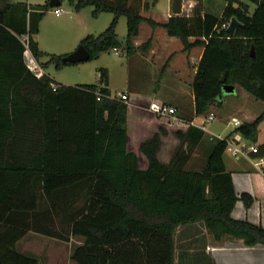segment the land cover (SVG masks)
Segmentation results:
<instances>
[{
    "label": "trees",
    "instance_id": "obj_1",
    "mask_svg": "<svg viewBox=\"0 0 264 264\" xmlns=\"http://www.w3.org/2000/svg\"><path fill=\"white\" fill-rule=\"evenodd\" d=\"M69 1L76 11L93 7L95 17L114 15L103 34L81 42L90 60L112 50L148 53L152 38L134 44L143 22L178 38L184 52L203 46L192 84L196 117L222 106L227 85L264 102V0H248L256 5L253 12L247 3L224 0L221 16L203 13L198 3L190 14L172 15L165 23L142 16L150 7L145 0ZM50 9L49 3L0 9V264H39L18 250L29 233L63 242L83 239L72 255L76 264H175L176 230L193 223H203L218 240L228 236L247 247L264 246V228L231 217L238 197L224 162L228 137L212 139L203 169L186 170L192 148L205 136L189 120L165 164L158 158L163 133L139 141L129 123L135 116L145 132L157 116L112 97L107 69L99 70L98 84L77 86L31 73L23 37L37 60L48 56L45 65H65L63 57L40 51L35 40ZM122 16L125 42L116 34ZM233 18L242 26L231 37L223 25ZM192 37L197 41L190 43ZM263 121L264 112L236 132L257 144ZM185 141L191 147L183 150ZM257 149L253 157L264 158V144ZM241 198L250 205L248 194Z\"/></svg>",
    "mask_w": 264,
    "mask_h": 264
},
{
    "label": "crops",
    "instance_id": "obj_2",
    "mask_svg": "<svg viewBox=\"0 0 264 264\" xmlns=\"http://www.w3.org/2000/svg\"><path fill=\"white\" fill-rule=\"evenodd\" d=\"M7 4L24 3L0 0V9ZM252 5L253 10L251 12L256 8L255 4ZM28 6L32 7V5ZM194 7V2L188 5V14L193 11ZM172 8L173 0H170L169 12H167L162 21H156L151 16L146 17L143 14L142 16L146 19H153L158 23H165L172 16ZM185 8L186 5L183 3V11ZM203 13L210 12L203 10ZM55 14L58 16L61 15ZM151 38L153 43L148 53L137 52L133 56H127L133 65H138L139 61H143L146 64L150 73L143 83L145 84L144 89L132 85L121 94H112V97L120 98L122 95H127L129 105L148 111H151L154 107L162 106H168L175 110L177 119L161 116L154 117L150 121V127L145 132H143L140 126L141 122L135 116H133L132 121H129V123L132 122L135 125V133L136 135H140L139 141L143 138H150L156 133H163L161 135L162 144L158 154L161 162L168 164L171 161L181 145L180 135H184L189 129V120L192 121L190 125L200 129L197 125L211 113L216 116V120L212 122L213 125L218 124L220 127L218 129L216 127L214 130L206 127L203 130L205 136L197 146L192 148L191 156L185 164L186 170L203 169L211 150L213 136H220L223 139L228 137L230 143L247 147H257L258 145L264 144V131H262L264 121L258 128L257 144L245 139L240 133L236 132L237 129L230 125L233 120H239L243 122V125L246 123L250 124L261 116H258L254 110V107L258 104V100L238 86L236 89L240 88L242 90V93L238 96L242 99L240 107L237 105V107L226 111L225 106L227 102H225L220 107L216 105L211 106L210 112L205 117L195 116L192 84L197 67L204 53L203 46H197L190 52H184L182 43L178 38L170 37L161 27L153 29L147 22H143L140 25V31L134 39V44L136 47H140ZM189 41L190 43H194L197 41V38L192 37ZM200 41H204V39H200ZM162 65H164L166 72L163 76H160L159 72ZM229 127L232 129L229 130ZM166 144H168V150L163 155V148ZM188 146L191 147L185 141L183 143V150H186ZM230 158V160L224 158V162L227 172H230L232 175V182L238 197L231 217L234 220L247 221L264 228V158H254L253 154H249L248 157L241 160ZM260 159H263L262 163H260ZM193 164H198V168H187L188 165ZM243 194L250 196L252 200L250 205H246L245 201L241 198ZM25 238L18 243V247ZM174 244L175 262L176 254L179 250L183 255L182 261L184 260L185 263L201 259L211 264H264V246L247 247L243 240L228 236H224L218 240L207 230L203 223L179 226L174 235Z\"/></svg>",
    "mask_w": 264,
    "mask_h": 264
},
{
    "label": "rangeland",
    "instance_id": "obj_3",
    "mask_svg": "<svg viewBox=\"0 0 264 264\" xmlns=\"http://www.w3.org/2000/svg\"><path fill=\"white\" fill-rule=\"evenodd\" d=\"M12 2L24 3L34 6H43L50 0H11ZM149 4V9H142L141 13L146 17L151 16L156 21H162L169 12L170 0H158L155 5V0H145ZM249 4L250 11L253 10V5L248 0H238ZM192 0H184L186 8L184 14H188V5ZM195 7L200 3L201 8L221 16L226 5L224 0H193ZM155 5V6H154ZM61 12V15H56L55 11ZM94 8L87 6L79 11H76L69 0H62V5L59 8L50 9L39 25V33L36 35L39 49L45 54L65 57L74 53L81 42L88 36L98 37L105 32L114 19L111 13H102L97 17L93 16ZM172 15V14H171ZM29 22V20H28ZM116 34L118 40L125 42L127 37V19L122 16L118 19L116 25ZM130 58L127 57L124 51L112 50L103 53L97 59L89 60L88 62L76 65H64L56 67V64L45 65L48 56L38 60L45 71L52 79L59 83L68 86L77 85H95L99 82L98 72L100 69H107L109 73V89L113 95L125 92L128 87L134 85L144 89L143 84L146 77L149 75L146 64L139 61L138 65L130 63ZM165 65V64H164ZM164 65L160 67V76L165 74ZM152 72V71H151ZM159 78V77H158ZM242 93L240 88L232 95H225L226 103L225 110L234 107H240L242 99L238 97ZM252 97V96H251ZM228 104V105H227ZM255 113L260 116L264 112V102L258 101L254 107ZM143 109V108H141ZM144 111L146 109H143ZM154 117L152 116L151 119ZM148 121V128L150 121ZM243 123V122H242ZM224 125V124H223ZM208 129L214 130L220 127L207 124ZM224 127V126H223ZM232 129L229 127V130ZM264 131V126L262 127ZM168 150V144L163 148V155ZM197 154H200L196 152ZM230 154H224V158L230 160ZM197 159V157H195ZM143 166V164H141ZM198 164L188 165L187 168H198ZM83 243L81 238H73L70 242H63L58 239L48 238L35 233H29L28 236L19 244V250L29 255L38 258L39 264H76L72 260L74 250ZM181 251H177L175 264H211L210 262L199 259L198 261L185 263Z\"/></svg>",
    "mask_w": 264,
    "mask_h": 264
},
{
    "label": "built area",
    "instance_id": "obj_4",
    "mask_svg": "<svg viewBox=\"0 0 264 264\" xmlns=\"http://www.w3.org/2000/svg\"><path fill=\"white\" fill-rule=\"evenodd\" d=\"M193 3V0H192ZM57 9V8H56ZM57 14H61L60 11L56 10L55 11ZM230 23L223 25L224 29H228ZM24 47H25V62L28 67V69L31 71L32 74H34L36 77H43L46 75L45 71L43 70L40 62L33 56L30 45H29V39L28 37H23L21 39ZM99 76V75H98ZM119 99L122 101H125L128 103V97L127 95H122ZM151 112L155 114L157 117H168V118H174L177 119L176 117V112L174 109L168 107V106H162V107H154L151 109ZM216 120L215 114L211 113L207 118L203 119L200 124L197 126L201 130H205L207 127V124H210ZM193 124V123H192ZM231 127L235 129H239L240 127L243 126V123L239 120H233L230 123ZM212 139H219L222 140L223 138L220 136H213ZM226 152L230 154V156L235 159V160H241L243 158H246L249 156V154H255L258 153V149L255 146L247 147V146H242V145H235L232 143H228ZM263 159H260V163H262Z\"/></svg>",
    "mask_w": 264,
    "mask_h": 264
},
{
    "label": "water",
    "instance_id": "obj_5",
    "mask_svg": "<svg viewBox=\"0 0 264 264\" xmlns=\"http://www.w3.org/2000/svg\"><path fill=\"white\" fill-rule=\"evenodd\" d=\"M183 3L184 0H173V8L172 15L173 16H182L184 14L183 11ZM62 5L61 0H50L49 7L59 8ZM242 26L240 22L236 18H233L228 26L227 33L234 37L236 35L237 30ZM252 55H254V48H252ZM91 59V55L88 50L84 46H79L78 49L65 57L62 58V63L65 65H76L84 62H88ZM236 86L227 85L224 86L223 92L225 95H232L236 92ZM242 127H245L244 125Z\"/></svg>",
    "mask_w": 264,
    "mask_h": 264
}]
</instances>
